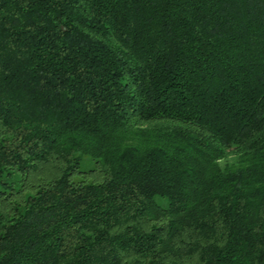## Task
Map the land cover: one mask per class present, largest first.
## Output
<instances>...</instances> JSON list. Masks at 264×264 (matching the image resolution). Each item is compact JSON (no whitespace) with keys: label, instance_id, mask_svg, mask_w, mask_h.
Listing matches in <instances>:
<instances>
[{"label":"trees","instance_id":"obj_1","mask_svg":"<svg viewBox=\"0 0 264 264\" xmlns=\"http://www.w3.org/2000/svg\"><path fill=\"white\" fill-rule=\"evenodd\" d=\"M0 264H264V0H0Z\"/></svg>","mask_w":264,"mask_h":264},{"label":"rangeland","instance_id":"obj_2","mask_svg":"<svg viewBox=\"0 0 264 264\" xmlns=\"http://www.w3.org/2000/svg\"><path fill=\"white\" fill-rule=\"evenodd\" d=\"M95 167H96V163L92 157L88 155L81 156V170L82 171L87 172V171L94 169Z\"/></svg>","mask_w":264,"mask_h":264}]
</instances>
